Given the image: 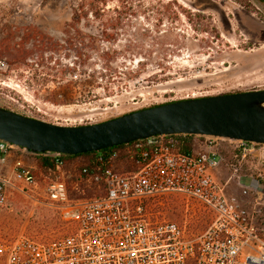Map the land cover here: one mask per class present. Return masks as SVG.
Returning <instances> with one entry per match:
<instances>
[{
    "label": "rangeland",
    "instance_id": "1",
    "mask_svg": "<svg viewBox=\"0 0 264 264\" xmlns=\"http://www.w3.org/2000/svg\"><path fill=\"white\" fill-rule=\"evenodd\" d=\"M88 5L0 0V107L85 126L165 103L264 90L262 0H97L95 13ZM252 150L241 174L264 172V145ZM226 158L216 179L231 176L233 155ZM42 189L0 207V242L66 234ZM231 191L240 194L235 185ZM160 211L176 220L184 215L175 198ZM206 221L194 222L204 229Z\"/></svg>",
    "mask_w": 264,
    "mask_h": 264
},
{
    "label": "built area",
    "instance_id": "2",
    "mask_svg": "<svg viewBox=\"0 0 264 264\" xmlns=\"http://www.w3.org/2000/svg\"><path fill=\"white\" fill-rule=\"evenodd\" d=\"M201 139L188 153L173 135L128 144L137 169L127 171L115 166L119 152L71 163L44 153L54 168L42 175L26 162L37 154L0 141V207H10L15 194H37L44 182V199L68 229L49 241L25 234L1 241L0 264H264V172L241 174L257 144ZM227 154L231 176L216 179ZM171 198L181 201L182 220L160 211ZM198 217L207 218L204 229Z\"/></svg>",
    "mask_w": 264,
    "mask_h": 264
},
{
    "label": "water",
    "instance_id": "3",
    "mask_svg": "<svg viewBox=\"0 0 264 264\" xmlns=\"http://www.w3.org/2000/svg\"><path fill=\"white\" fill-rule=\"evenodd\" d=\"M160 135L264 145V90L165 103L85 126H60L0 107V141L34 154L99 153Z\"/></svg>",
    "mask_w": 264,
    "mask_h": 264
},
{
    "label": "trees",
    "instance_id": "4",
    "mask_svg": "<svg viewBox=\"0 0 264 264\" xmlns=\"http://www.w3.org/2000/svg\"><path fill=\"white\" fill-rule=\"evenodd\" d=\"M238 2H239V0H238ZM86 3H89L88 9L89 10L91 9V11L95 13L96 8L94 7V5L97 3V0H85V4ZM85 7H86V5H84V6L82 5L80 10H84ZM84 15L87 17L88 13L85 12ZM74 17L77 19H81V16L78 14V10H74ZM96 17H97V15H96ZM8 41L9 40H6V42H8ZM6 42H4V43L6 45L7 51H10V46L7 45ZM2 59L3 58H0V61ZM8 65H12V64L9 63ZM175 137H177L179 140H181V142H183L182 150L185 153H188L192 149V147L194 146L195 140L201 139V137H199V136H188V135H176ZM126 147H128V145H123V146L115 147L112 149L104 150V151H101L99 153H101L105 156H108L114 152H119L120 155L115 160L116 168L124 170V171L136 170L137 167H136L135 163L131 162L129 157L127 156V154L124 152ZM96 154L97 153H88V154H83V155H78V156H66L64 160L67 161L68 163H71L72 161H74L76 159L85 160V159L90 158ZM37 155L40 157L42 165H44L45 168H48V167L54 168L53 163L49 159L45 158L44 154H37ZM69 197H70V199L74 198V193L70 188H69Z\"/></svg>",
    "mask_w": 264,
    "mask_h": 264
},
{
    "label": "crops",
    "instance_id": "5",
    "mask_svg": "<svg viewBox=\"0 0 264 264\" xmlns=\"http://www.w3.org/2000/svg\"><path fill=\"white\" fill-rule=\"evenodd\" d=\"M15 161V158L14 156H11L9 159H8V162L6 163V167H5V170H9V168H11V166L13 165ZM29 161V162H28ZM26 161L27 163H30L32 165H35L37 167V169L39 170L38 173L39 175H42L45 173V167L44 165H42V162H41V159L39 156H32V157H29V160Z\"/></svg>",
    "mask_w": 264,
    "mask_h": 264
}]
</instances>
